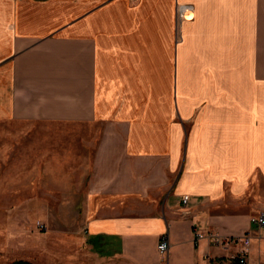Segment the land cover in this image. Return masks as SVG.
Returning a JSON list of instances; mask_svg holds the SVG:
<instances>
[{"label": "crops", "instance_id": "obj_1", "mask_svg": "<svg viewBox=\"0 0 264 264\" xmlns=\"http://www.w3.org/2000/svg\"><path fill=\"white\" fill-rule=\"evenodd\" d=\"M70 1L0 0V120L87 132L83 222L25 262L237 264L197 228L264 264V0Z\"/></svg>", "mask_w": 264, "mask_h": 264}, {"label": "rangeland", "instance_id": "obj_2", "mask_svg": "<svg viewBox=\"0 0 264 264\" xmlns=\"http://www.w3.org/2000/svg\"><path fill=\"white\" fill-rule=\"evenodd\" d=\"M105 1L90 0L89 9ZM79 133L70 124L0 120V264L25 261L56 231L82 224L85 199L76 197L86 188L75 187L72 171L87 162V132Z\"/></svg>", "mask_w": 264, "mask_h": 264}, {"label": "built area", "instance_id": "obj_3", "mask_svg": "<svg viewBox=\"0 0 264 264\" xmlns=\"http://www.w3.org/2000/svg\"><path fill=\"white\" fill-rule=\"evenodd\" d=\"M189 7L187 5H177L176 6V16L178 21H183L186 19V16L183 12L188 11ZM188 199L187 195H184L182 198V202L186 203ZM250 221L255 224L264 225V213H260L257 216L251 217ZM195 237L207 238L211 244L215 246H224L225 244H233L238 246V252L232 256V258L236 261L237 264H247L246 256L248 253V248L250 246L251 240L248 235H238L229 237L227 239L223 238L218 232L215 231H205L197 229L195 230ZM168 241L167 239H162L158 245V249L161 253H165L168 249Z\"/></svg>", "mask_w": 264, "mask_h": 264}, {"label": "bare ground", "instance_id": "obj_4", "mask_svg": "<svg viewBox=\"0 0 264 264\" xmlns=\"http://www.w3.org/2000/svg\"><path fill=\"white\" fill-rule=\"evenodd\" d=\"M183 14L186 16V19H183V21H185L191 17V14L189 13V11H185V12H183Z\"/></svg>", "mask_w": 264, "mask_h": 264}, {"label": "trees", "instance_id": "obj_5", "mask_svg": "<svg viewBox=\"0 0 264 264\" xmlns=\"http://www.w3.org/2000/svg\"><path fill=\"white\" fill-rule=\"evenodd\" d=\"M14 264H28V263L25 261H16V262H14Z\"/></svg>", "mask_w": 264, "mask_h": 264}]
</instances>
